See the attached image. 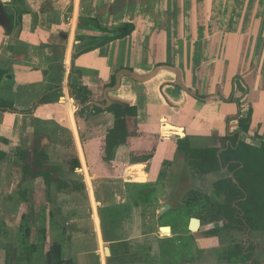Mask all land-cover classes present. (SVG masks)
<instances>
[{
  "label": "crops",
  "instance_id": "0c3cea01",
  "mask_svg": "<svg viewBox=\"0 0 264 264\" xmlns=\"http://www.w3.org/2000/svg\"><path fill=\"white\" fill-rule=\"evenodd\" d=\"M0 2L14 19L10 34L0 26V99L12 106L0 108V149L9 155L0 161V264H217L163 261L173 226L118 237L113 213L152 210L197 180L179 140L222 148L238 134L262 144L264 0ZM127 24L132 31L116 38ZM71 84L87 88L90 101L76 100ZM88 102L104 110L84 111ZM117 102L136 115L126 118L130 142L105 160L116 121L107 109ZM36 148L59 169L49 186L25 178L20 151L30 161ZM209 174L222 177H201Z\"/></svg>",
  "mask_w": 264,
  "mask_h": 264
},
{
  "label": "trees",
  "instance_id": "16d2710c",
  "mask_svg": "<svg viewBox=\"0 0 264 264\" xmlns=\"http://www.w3.org/2000/svg\"><path fill=\"white\" fill-rule=\"evenodd\" d=\"M14 28V19L9 9L5 7ZM133 29L127 24L120 28L119 35L124 37ZM5 75V71L0 70V83ZM72 85V93L76 100L83 103L90 101V93L87 88ZM12 107L10 103L0 99V108ZM83 110V109H82ZM93 113H99L104 109L95 105L84 108ZM107 110L114 112L116 116L115 126L109 131L106 137L105 160H112L115 156V148L122 143L130 142L131 133L127 126V117L136 115V108L124 103H115ZM233 141L227 149L219 154L216 148H194L185 139L180 142L179 149L197 172L207 174L222 171L228 167L227 175L214 183V199L210 200V206L206 215L201 216L204 221L223 222L222 226H217L207 231L208 235L221 236L223 231L242 230L248 232H264V142L261 147H255L246 142L236 143L238 137H228ZM226 147V146H225ZM155 148V146H154ZM25 161L23 171L25 178L32 176H42L49 186L54 181L53 172L59 171L48 161V155L43 149L36 148L30 154L27 150L20 151ZM152 157V154L146 156ZM9 158L6 151L0 149V161ZM230 174H233L231 176ZM237 179V183L234 181ZM61 183L62 180L56 179ZM64 185V184H63ZM34 213L23 216V221L34 218ZM21 231L26 237L31 234V227L28 223L21 226ZM255 256L254 246L242 244H230L222 250L218 261H226L230 264L242 263L251 264Z\"/></svg>",
  "mask_w": 264,
  "mask_h": 264
},
{
  "label": "rangeland",
  "instance_id": "374dc122",
  "mask_svg": "<svg viewBox=\"0 0 264 264\" xmlns=\"http://www.w3.org/2000/svg\"><path fill=\"white\" fill-rule=\"evenodd\" d=\"M193 177H196L197 180L194 179L193 184H189V187L195 190L188 193L186 191L176 199H173L171 194L162 195L160 202L159 200L157 203L154 202V209L152 210L146 209L143 204L137 205L132 211L125 212L124 209H116L113 215L121 219L117 221V225L120 223L117 236L139 235L153 231L154 233H160V226L171 225L175 237L170 242L165 243L168 248L162 250L156 243H153L154 246L151 248V251L159 252V249H161L164 252L163 261L175 257L180 259L184 256L187 259H201L203 262L217 261V264H227L226 261H218L220 260L218 257L223 249L235 243L254 246L255 256L251 264H264V232L247 233L246 231L235 230L231 232L223 231L221 236H211L207 234V231L223 225V222L215 223L212 221H203L200 230L197 232L189 231L190 218L201 217L208 212V207L211 205L209 199L215 197L213 183L218 178L211 174L206 177L196 174ZM184 181L188 183L187 179ZM144 198L149 199L148 196H141V199ZM168 199H172L173 207L161 212L165 201ZM162 234L165 233L162 232Z\"/></svg>",
  "mask_w": 264,
  "mask_h": 264
},
{
  "label": "water",
  "instance_id": "95a60500",
  "mask_svg": "<svg viewBox=\"0 0 264 264\" xmlns=\"http://www.w3.org/2000/svg\"><path fill=\"white\" fill-rule=\"evenodd\" d=\"M0 26H2L7 33H11L12 32V23L9 17V14L5 8V6L3 5V3L0 2ZM92 103L88 102L85 105H91ZM235 182H237L236 179H234ZM170 205L166 204V206L161 210V212H164L165 210L169 209ZM201 219L193 217L191 220V224H190V229L192 231H199V229L201 228ZM162 231L164 230H169L171 232V228L169 226H163Z\"/></svg>",
  "mask_w": 264,
  "mask_h": 264
},
{
  "label": "flooded vegetation",
  "instance_id": "af4514ba",
  "mask_svg": "<svg viewBox=\"0 0 264 264\" xmlns=\"http://www.w3.org/2000/svg\"><path fill=\"white\" fill-rule=\"evenodd\" d=\"M5 6V5H4ZM101 107V106H100ZM102 108V107H101ZM246 127V126H245ZM236 137H238V139H237V144L238 143H240L241 141H243V142H246V141H244V140H240L239 139V135L237 134V135H235ZM234 136V137H235ZM181 141H183V140H179V142H178V148H179V144H180V142ZM189 143H190V145H191V142H190V140L188 139L187 140ZM264 142V141H263ZM263 142H262V144H263ZM247 143V142H246ZM233 144V141L231 140V142L229 143V144H223V146H222V148H216V149H219V154L222 152V151H224L225 149H227L230 145H232ZM249 144V143H248ZM262 144L260 145V146H255V147H261L262 146ZM251 145V144H250ZM192 146V145H191ZM226 146V147H225ZM254 146V145H253ZM193 147V146H192ZM194 148H196V147H194ZM180 150V149H179ZM182 151V150H181ZM182 154H183V152H181ZM185 160H186V163H187V165H188V161H187V159L185 158ZM168 162H166L165 163V168H164V170H163V172L161 173V178L162 177H164V175L166 174L165 172H167V168H168ZM188 166H190V165H188ZM191 168H192V172H193V175H205V174H201L200 172H197V170L196 169H194L192 166H191ZM227 169H228V167H226V168H224L222 171H219V172H217V173H222V177H220V178H218L216 181H218L219 179H221V178H223V177H225L226 175H227ZM212 173H216V172H212ZM208 174V173H207ZM231 176H233V174H230ZM237 180V179H236ZM215 181V182H216ZM214 182V183H215ZM238 182V181H237ZM236 182V183H237ZM214 183H213V185H214ZM186 189V191H187V193L188 192H190V191H193V190H195V189H192L191 187H188V188H185ZM215 189V188H214ZM185 191V192H186ZM184 192V193H185ZM186 193V194H187ZM180 196V195H179ZM167 204H169V203H167ZM170 205V208L169 209H171L172 207H173V205H171V204H169ZM166 206V204L163 206V208ZM192 218L193 217H191L190 218V220H189V224H188V229H189V231H191V232H197V231H192L191 229H190V224H191V220H192ZM196 218H199V219H201V222L203 223V218H201V217H196ZM215 223L217 222V221H214ZM201 226H202V224H201ZM200 230V229H199ZM237 264V263H236ZM242 264V263H241Z\"/></svg>",
  "mask_w": 264,
  "mask_h": 264
},
{
  "label": "bare ground",
  "instance_id": "6f19581e",
  "mask_svg": "<svg viewBox=\"0 0 264 264\" xmlns=\"http://www.w3.org/2000/svg\"><path fill=\"white\" fill-rule=\"evenodd\" d=\"M164 233L165 234H170V231L169 230H164Z\"/></svg>",
  "mask_w": 264,
  "mask_h": 264
}]
</instances>
